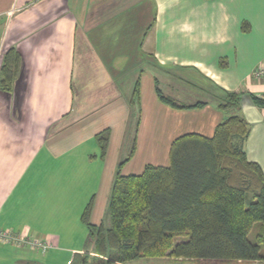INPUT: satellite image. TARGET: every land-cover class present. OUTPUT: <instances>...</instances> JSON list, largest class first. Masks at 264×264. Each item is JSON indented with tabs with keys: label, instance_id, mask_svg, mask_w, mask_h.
<instances>
[{
	"label": "crops",
	"instance_id": "obj_1",
	"mask_svg": "<svg viewBox=\"0 0 264 264\" xmlns=\"http://www.w3.org/2000/svg\"><path fill=\"white\" fill-rule=\"evenodd\" d=\"M11 51L19 55L16 76L10 90L0 84V229L49 247L0 241V264L81 261L90 243L82 212L90 200L93 222L107 211L139 111L122 174L168 165L180 135L211 136L228 116L217 107L228 90L240 93L245 155L264 176V106L251 98H264V78L253 76L264 64V0H0V78ZM160 80L188 100L163 92ZM156 83L180 103L206 104L173 108L159 100ZM106 127L101 157L95 134Z\"/></svg>",
	"mask_w": 264,
	"mask_h": 264
},
{
	"label": "trees",
	"instance_id": "obj_2",
	"mask_svg": "<svg viewBox=\"0 0 264 264\" xmlns=\"http://www.w3.org/2000/svg\"><path fill=\"white\" fill-rule=\"evenodd\" d=\"M18 62V53L9 52L1 67L3 89L12 88ZM155 89L159 100L173 108L206 104L180 103L164 94L157 83ZM251 98L264 106V98ZM239 101L240 93L222 91L217 107L228 116L211 136L180 135L171 142L168 165L147 164L142 172L125 175L121 167L135 150L138 112L129 153L118 162L110 187V226L91 220L92 200L82 212L96 255H83L80 264H87L91 257L102 264H135L152 257L195 264L264 261V176L259 165L245 155L249 125L239 113ZM138 103L136 82L130 104ZM95 138L99 156L105 157L109 128L97 132Z\"/></svg>",
	"mask_w": 264,
	"mask_h": 264
},
{
	"label": "rangeland",
	"instance_id": "obj_3",
	"mask_svg": "<svg viewBox=\"0 0 264 264\" xmlns=\"http://www.w3.org/2000/svg\"><path fill=\"white\" fill-rule=\"evenodd\" d=\"M162 82H164V81L160 80V83H162ZM161 87L163 88V92L165 91L166 93H169V95H171L173 97H177V99H182V101L188 100V98H186L185 96L183 97L181 95H178L179 89H177L176 86H174V84L173 85H170V84L167 85L164 82L163 84H161ZM134 108L137 110L136 106H134ZM133 130H134V121H132L131 125H130V130H129L128 136L126 138V146H125V149L123 150V155H125L127 153L128 148L132 142L131 138H133V137H131V135L133 134ZM102 213H104V211L100 212V214H102ZM101 221L103 222V224L105 226H110V218H109L108 211H105L104 216H103V214L101 215ZM249 238H251V239L253 238V230L251 231ZM82 255H87V256H95L96 255L94 252V249H93V241H90L88 250H85V252L82 253ZM91 258H89V262L87 264H102V263H100V261H96V260L93 261ZM146 263H149V264H195L196 262L192 261V260H175V259L168 258V257H166V258L165 257L164 258L152 257V258H148ZM146 263L141 262V264H146ZM207 263L211 264V261H209ZM73 264H80V263L74 262ZM117 264H119V263H117ZM261 264H263V262Z\"/></svg>",
	"mask_w": 264,
	"mask_h": 264
},
{
	"label": "built area",
	"instance_id": "obj_4",
	"mask_svg": "<svg viewBox=\"0 0 264 264\" xmlns=\"http://www.w3.org/2000/svg\"><path fill=\"white\" fill-rule=\"evenodd\" d=\"M253 76L255 78H264L263 63L257 64L253 69ZM0 241L11 242L17 246H28L41 252H45L49 247V244L45 240L22 235L9 229H0Z\"/></svg>",
	"mask_w": 264,
	"mask_h": 264
}]
</instances>
